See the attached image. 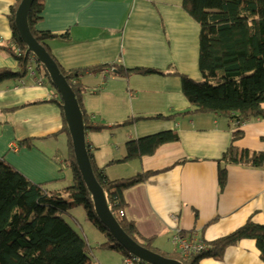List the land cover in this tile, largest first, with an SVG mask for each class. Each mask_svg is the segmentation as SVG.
Returning a JSON list of instances; mask_svg holds the SVG:
<instances>
[{
    "label": "crops",
    "instance_id": "crops-1",
    "mask_svg": "<svg viewBox=\"0 0 264 264\" xmlns=\"http://www.w3.org/2000/svg\"><path fill=\"white\" fill-rule=\"evenodd\" d=\"M15 3L0 0V70L12 72L18 64L3 46L11 44L8 16ZM36 29L60 36L48 47L65 71L116 65L164 73L120 77L107 69L79 78L87 116L107 127L85 134L97 168L110 180L156 172L124 193V217L141 236L154 238L153 248L177 253V232L210 243L249 219L264 225V167L228 166L220 190L217 164L237 130L242 134L233 145L264 153V118L238 128L213 113H191L181 80L173 74L201 81L200 28L181 0H44ZM53 99L58 93L46 79L43 84L30 77L24 85L16 80L0 83V159L31 182L61 191L72 180L70 138L61 131L65 114L50 102ZM261 107L264 111V103ZM155 116L170 119H141L116 127ZM162 132H174L178 140L160 145L151 155L124 160L126 143ZM24 140L33 145L18 147ZM200 264L264 263L255 241L245 239L228 247L221 260L203 259Z\"/></svg>",
    "mask_w": 264,
    "mask_h": 264
},
{
    "label": "trees",
    "instance_id": "trees-1",
    "mask_svg": "<svg viewBox=\"0 0 264 264\" xmlns=\"http://www.w3.org/2000/svg\"><path fill=\"white\" fill-rule=\"evenodd\" d=\"M20 1L16 0L8 16L12 33L11 44L3 46L17 62L18 69L15 72L0 70V83L11 80L25 81L29 77L27 67L30 64V57H34L38 78L42 84L46 79L52 85L45 67L28 51L15 27L14 13ZM181 1L185 12L200 28L198 68L201 81L173 74L179 76L181 80V90L191 104V113H213L231 119L237 123L238 128L251 120L263 119L264 111L261 105L264 103V0ZM43 7L44 0H33L27 12V26L35 41L52 57L48 42L60 36L50 32H39L36 29V25L41 21ZM57 67L77 101L84 135L88 132H100L107 127L93 124L82 106L85 88L79 78L83 73H99L113 69L120 77L132 74L164 75L153 69H126L116 65L75 71H65L58 64ZM50 102H55L62 109L59 95L57 100L53 99ZM141 119H170V116L133 118L116 127L126 126ZM61 131L70 138L65 120ZM241 134L240 130L234 132L231 145L217 162L220 190L225 186L228 166L264 167V153L240 150L233 145ZM177 140L178 136L174 132H162L129 141L125 146L124 160L151 155L160 145ZM32 145L30 140L18 142V147L21 148H30ZM69 150L72 183L61 191H51L43 184L31 182L0 159V264H93L90 261V247L62 216L76 207L82 208L85 221L104 235L105 242L99 248L119 253L122 257L129 255L98 220L91 193L76 166L71 139ZM86 151L92 173L103 191L110 213L122 231L135 243L181 264H200L203 259L221 260L228 247L250 239L255 241L259 257L264 263V225L255 224L250 219L230 234L207 243L208 248L204 252L191 257L188 261H183L176 252H159L153 248L154 238H144L139 234L134 222L119 216V211H124L127 207L124 193L129 188L145 182L156 172L110 180L103 170L97 168L87 146ZM181 163L178 162L176 165Z\"/></svg>",
    "mask_w": 264,
    "mask_h": 264
},
{
    "label": "water",
    "instance_id": "water-1",
    "mask_svg": "<svg viewBox=\"0 0 264 264\" xmlns=\"http://www.w3.org/2000/svg\"><path fill=\"white\" fill-rule=\"evenodd\" d=\"M33 0H21L14 13V24L21 41L26 45L37 60L45 67L50 81L56 89L65 114L68 125L74 160L83 182L91 193L94 211L101 224L108 230L112 238L129 255L146 264H181L173 259H167L159 254L151 252L143 246L135 243L119 227L116 219L110 213L103 191L96 182L91 170L89 157L86 151L85 135L82 125L81 113L73 92L61 75L54 59L43 46L35 41L27 26V12Z\"/></svg>",
    "mask_w": 264,
    "mask_h": 264
},
{
    "label": "rangeland",
    "instance_id": "rangeland-1",
    "mask_svg": "<svg viewBox=\"0 0 264 264\" xmlns=\"http://www.w3.org/2000/svg\"><path fill=\"white\" fill-rule=\"evenodd\" d=\"M71 183L72 180L70 183L66 182L64 185L67 187L70 186ZM62 216L67 223L84 238L90 247V261L93 264H102V262L105 264H123V259L121 260V255L119 253L117 254L99 248L100 245L105 242V237L98 232L92 224L85 221V214L82 208H73L68 214H63ZM86 234L89 236L88 239L86 238Z\"/></svg>",
    "mask_w": 264,
    "mask_h": 264
},
{
    "label": "built area",
    "instance_id": "built-area-1",
    "mask_svg": "<svg viewBox=\"0 0 264 264\" xmlns=\"http://www.w3.org/2000/svg\"><path fill=\"white\" fill-rule=\"evenodd\" d=\"M30 64L27 67V72L30 78L34 79L37 84H42L40 78L36 73L37 63L34 57H30ZM20 85H24V81H19ZM243 125V124H242ZM235 126H238L235 123ZM125 215L124 211H119V216L123 217ZM174 244L178 255L183 261H188L191 257L204 252L208 246L203 240L195 237L193 233L182 235V233L177 232L174 239ZM123 264H146L139 261L137 258L128 255L123 257Z\"/></svg>",
    "mask_w": 264,
    "mask_h": 264
}]
</instances>
